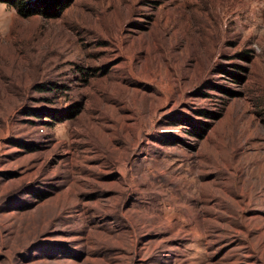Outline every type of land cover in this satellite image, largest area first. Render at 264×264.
Segmentation results:
<instances>
[{
    "label": "rangeland",
    "instance_id": "rangeland-1",
    "mask_svg": "<svg viewBox=\"0 0 264 264\" xmlns=\"http://www.w3.org/2000/svg\"><path fill=\"white\" fill-rule=\"evenodd\" d=\"M0 264H264V0L0 2Z\"/></svg>",
    "mask_w": 264,
    "mask_h": 264
},
{
    "label": "trees",
    "instance_id": "trees-1",
    "mask_svg": "<svg viewBox=\"0 0 264 264\" xmlns=\"http://www.w3.org/2000/svg\"><path fill=\"white\" fill-rule=\"evenodd\" d=\"M75 0H0V2L17 10L24 16L42 15L57 17L61 15ZM218 116L216 117V119Z\"/></svg>",
    "mask_w": 264,
    "mask_h": 264
}]
</instances>
